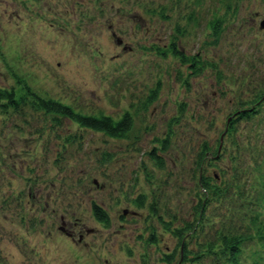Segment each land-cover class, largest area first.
<instances>
[{
	"label": "rangeland",
	"instance_id": "1",
	"mask_svg": "<svg viewBox=\"0 0 264 264\" xmlns=\"http://www.w3.org/2000/svg\"><path fill=\"white\" fill-rule=\"evenodd\" d=\"M1 90L0 264H264V0H0Z\"/></svg>",
	"mask_w": 264,
	"mask_h": 264
},
{
	"label": "trees",
	"instance_id": "2",
	"mask_svg": "<svg viewBox=\"0 0 264 264\" xmlns=\"http://www.w3.org/2000/svg\"><path fill=\"white\" fill-rule=\"evenodd\" d=\"M212 28L216 31L217 30V25L216 22L211 23ZM175 54H178L177 52H175ZM25 91H27V95H29L32 98L33 104L36 105L40 110H42L44 113H48V114H52V115H60L64 118L69 119L70 121L74 122L75 124H78L84 128H90L94 131L97 132H103L104 134L108 135L109 137H125L127 135V132L130 131L131 126H132V120L128 115L123 116L122 119H120V121H114L110 116H93V115H84V114H80V113H76L69 105H64L61 104L60 102H53L50 100H43L40 97H38L37 95H35L34 93L32 94L28 88H25ZM6 100V101H10V104H15L17 101H20L22 99H16V95H14V92H8L5 90H1L0 91V100ZM206 152L202 153L201 156H205ZM151 158L154 159L156 161V163H158L159 165H161L162 163L160 162L158 156L155 155V153L151 154ZM200 183L201 185L204 187L205 190L211 189L212 192H218L219 189L217 188V186L212 185L211 183H209V179L207 180L206 178H204L203 176L200 179ZM200 204V209H199V213L203 214L204 212V208L203 205L204 204ZM92 209H93V214L96 220H98L101 223H105L108 224L109 223V219L108 216L106 214V212L104 211V209H101L100 207H98L97 205H92ZM257 219V216H255ZM255 219V220H256ZM255 225V224H253ZM196 226H194V224H188L187 228L185 229L186 233H191L194 234L195 233V228ZM260 232L258 233V235H254V237L256 236L257 239H260L262 241L264 238V224L263 226L259 229ZM176 234V232H175ZM180 237V241L182 240V236H183V230H179L177 233V237ZM252 238L251 234H242L240 236H232L231 238H227L226 236H221V238H219V246L221 247V249H223L226 253H227V263L228 264H237V255L239 254L241 247H243V243H245L246 241L250 240ZM259 240V241H260ZM181 248L183 250V252H185L184 249L185 246L181 245ZM167 264L171 263L174 260V255L171 254L169 256L165 257Z\"/></svg>",
	"mask_w": 264,
	"mask_h": 264
}]
</instances>
